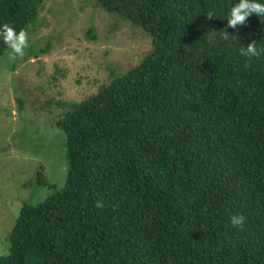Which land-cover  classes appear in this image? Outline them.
<instances>
[{"label": "trees", "instance_id": "obj_1", "mask_svg": "<svg viewBox=\"0 0 264 264\" xmlns=\"http://www.w3.org/2000/svg\"><path fill=\"white\" fill-rule=\"evenodd\" d=\"M45 2L0 0V25L28 30ZM97 2L153 49L61 102L65 184L41 169L27 182L52 193L23 204L0 264H264V55L238 51L264 46V16L232 29L237 0ZM9 49L0 38V59Z\"/></svg>", "mask_w": 264, "mask_h": 264}, {"label": "rangeland", "instance_id": "obj_2", "mask_svg": "<svg viewBox=\"0 0 264 264\" xmlns=\"http://www.w3.org/2000/svg\"><path fill=\"white\" fill-rule=\"evenodd\" d=\"M25 32L23 58L11 61L9 49L0 59V255L9 250L23 204H38L52 193L27 183L36 171L43 170L49 184H65L66 136L56 125L61 102L95 94L113 72L125 73L153 49L147 32L109 14L97 0H46Z\"/></svg>", "mask_w": 264, "mask_h": 264}, {"label": "clouds", "instance_id": "obj_3", "mask_svg": "<svg viewBox=\"0 0 264 264\" xmlns=\"http://www.w3.org/2000/svg\"><path fill=\"white\" fill-rule=\"evenodd\" d=\"M255 14L257 17L264 16V0H237L227 13V28L235 29L237 25H244L246 18ZM208 17H212L209 14ZM219 38L225 42L232 43L229 38L231 34L226 29L222 33H216ZM0 38L11 49L9 59L15 61L17 57L23 58L25 55L24 49L28 46L27 33L24 30L17 32L14 25H0ZM241 45V44H240ZM239 54L245 57L246 61L252 58H259L264 55V46H258L255 41L248 44L246 47L241 45L238 49ZM249 64L246 62L245 67ZM246 216L242 213H237L230 217V225L233 228L244 230L246 225Z\"/></svg>", "mask_w": 264, "mask_h": 264}]
</instances>
